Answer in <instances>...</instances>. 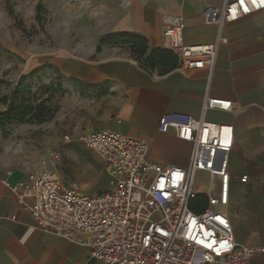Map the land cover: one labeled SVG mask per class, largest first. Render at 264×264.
Segmentation results:
<instances>
[{
	"label": "crops",
	"instance_id": "crops-1",
	"mask_svg": "<svg viewBox=\"0 0 264 264\" xmlns=\"http://www.w3.org/2000/svg\"><path fill=\"white\" fill-rule=\"evenodd\" d=\"M226 1L119 0L120 7L109 30L110 35L144 39L148 57L153 51L165 50L162 32L166 20L179 18L185 45L216 44L212 70H186L177 62L165 74L157 70L149 73L129 56L128 47L105 45L92 58L50 55L36 59L28 73L51 67L64 79L99 91L90 98L96 103L92 108L86 105L90 100L79 95L63 102L75 132L65 136L68 140L64 139L60 151L64 155L81 152L93 156L101 178L107 176L98 160L78 141L84 135L108 131L137 139L148 146L147 158L151 162L184 167L191 145L158 132L162 115L182 113L211 126L232 127L228 203L212 211L230 225L237 248L256 251L248 264H264V10L218 30L205 22L202 13L207 7L220 9ZM205 97L230 101L232 110L202 114ZM28 174L34 173L26 168L0 171V264H98L89 259L87 247L36 227L27 211L33 201L19 199L11 190ZM98 180L84 186L91 191ZM193 186L198 196L192 207L201 211L207 207L206 195L217 192L218 180L207 173H196Z\"/></svg>",
	"mask_w": 264,
	"mask_h": 264
},
{
	"label": "built area",
	"instance_id": "built-area-1",
	"mask_svg": "<svg viewBox=\"0 0 264 264\" xmlns=\"http://www.w3.org/2000/svg\"><path fill=\"white\" fill-rule=\"evenodd\" d=\"M263 10L264 0H228L220 9L207 7L202 14L207 24L220 30ZM162 43L182 69L214 68L216 44L185 45L179 18L166 20ZM231 110L230 101L208 97L201 107L202 114ZM157 130L191 145L186 166L153 163L144 142L96 131L78 141L107 176L105 191L87 194L76 185L66 187L51 172L28 174L11 190L19 199L33 201L27 211L38 229L87 247L89 259L98 264H248L256 251L237 248L230 225L212 211L228 203L232 127L165 113ZM196 173L218 180L217 192L206 195L207 207L200 213L191 209L198 196Z\"/></svg>",
	"mask_w": 264,
	"mask_h": 264
},
{
	"label": "rangeland",
	"instance_id": "rangeland-1",
	"mask_svg": "<svg viewBox=\"0 0 264 264\" xmlns=\"http://www.w3.org/2000/svg\"><path fill=\"white\" fill-rule=\"evenodd\" d=\"M119 4V0H0V114L19 85L31 88L34 105L45 101L54 112L50 121L40 125L8 124L0 129V171L51 172L64 186L76 185L87 194L107 189L108 180L101 178L93 156L60 151L65 136L75 132L63 102L79 95L90 100L86 105L92 108L96 103L90 98L99 91L78 86L51 67L41 68L33 76L28 72L36 59L45 56L94 57L106 47L102 43L114 36L109 30ZM126 52L139 60L130 50ZM88 113L86 109L85 115ZM96 179L97 184L88 191L84 184Z\"/></svg>",
	"mask_w": 264,
	"mask_h": 264
},
{
	"label": "trees",
	"instance_id": "trees-1",
	"mask_svg": "<svg viewBox=\"0 0 264 264\" xmlns=\"http://www.w3.org/2000/svg\"><path fill=\"white\" fill-rule=\"evenodd\" d=\"M102 44L128 47L129 50L138 57L139 60L137 61L151 72L157 70L158 73L165 74L174 68L178 62L177 58L166 50H156L148 57H145L147 54V42L136 36L127 34L115 35ZM36 72L31 73V75H35ZM32 99L31 88L19 85L13 92L7 104L6 111L0 114V129L8 124L40 125L50 121L53 118L54 112L45 106V101L38 105H34ZM193 204H196V200L193 201L192 205ZM192 205L191 209L193 210ZM203 210L204 209L201 211H193L200 213Z\"/></svg>",
	"mask_w": 264,
	"mask_h": 264
},
{
	"label": "snow or ice",
	"instance_id": "snow-or-ice-1",
	"mask_svg": "<svg viewBox=\"0 0 264 264\" xmlns=\"http://www.w3.org/2000/svg\"><path fill=\"white\" fill-rule=\"evenodd\" d=\"M245 11H247V9H245Z\"/></svg>",
	"mask_w": 264,
	"mask_h": 264
}]
</instances>
